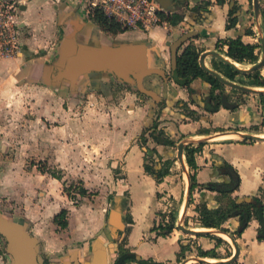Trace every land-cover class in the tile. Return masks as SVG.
Here are the masks:
<instances>
[{
	"label": "crops",
	"instance_id": "crops-1",
	"mask_svg": "<svg viewBox=\"0 0 264 264\" xmlns=\"http://www.w3.org/2000/svg\"><path fill=\"white\" fill-rule=\"evenodd\" d=\"M203 1L165 0L166 6L161 5L169 12L167 15H171L173 11H178L185 16V19L176 27L169 24L167 27L158 26L147 32L137 29L113 34L104 31L88 16L86 9L75 4L73 0H21L17 18L25 25V31H28V35L26 34L23 39L22 54L19 57L9 59L28 63L26 68L29 72L39 62L37 59H41L40 61L44 65L52 63L64 39H67L70 44L72 40L77 44L88 45H99L104 43L105 39L108 43L143 44L145 59L151 53L153 66L163 70L164 75L167 76L171 74V45L175 41L174 36L177 33L180 35L188 31H195L196 33L194 37L184 42L179 53L186 45L193 42L201 50V53L215 50L225 55L217 47V42L238 36H241L246 43H261L258 25L253 26L251 21L253 18L249 12L251 0H223L220 3L217 0H210L212 2L210 5L204 4ZM186 2L188 5L185 4ZM195 5H200V12L192 10ZM233 7L237 8L235 15L238 17V22L235 26L227 28L226 22L229 11ZM170 8H175V10H170ZM60 19L63 23L72 26L68 34L66 33L68 26L63 25ZM249 29L252 30V33H248ZM121 36L124 37L123 40L118 39ZM214 59L216 57L207 55L205 62L208 66L213 67ZM234 62L243 68L253 65L245 62ZM260 70L264 76V65ZM100 80L107 81L102 90H108V93L110 91L109 97L112 99L111 83L113 81L124 84L128 90L135 89L136 92L153 100L155 104H158L159 100L166 99L167 106L162 109L158 118L160 120L158 128H162L165 135L175 143L169 145L153 138L148 142L151 151H154L153 157L150 155V150L146 152V148L140 145V135L147 125V113L141 103L136 106L133 105L137 98V94L134 92H128L125 95L129 98L127 103L124 101L119 103L108 102L111 105V112H105V114L98 112L115 124L114 127L107 129L106 125L99 126V124L95 125L94 123L91 125L92 122L84 124L80 119V123L75 120L73 130H66L76 134L75 146L80 147H84V144L89 147V142L83 139V126L94 127L95 133L99 131L100 134L103 132L106 135L107 131L111 134L112 147L118 151L116 153L118 155L111 153L110 158L104 157L98 163H106L111 158H119L123 161L124 165L119 168L123 170L124 176L115 177V191L118 196L125 193L129 195L128 203H123L121 206L123 219L126 220L128 211L133 217V223L125 221V226H129L130 231L128 233L123 232L119 242L138 254L139 257L152 258L156 261L167 262V264H179L182 261H185L184 264H226L216 262L227 260L235 253L232 239L230 241L224 238L220 235L221 232L214 231V228L200 226L194 216L188 215H195V213L197 215V212L193 211V207L197 203L207 202L212 206L218 204L216 201L217 196L219 197L218 192L208 189L206 184L229 180L228 176L217 166L222 159L231 163L241 178L238 189L232 193L233 197L252 195L257 193L260 188H264V139L244 138L240 134L264 136V95L262 96L264 91L261 93L244 92L226 85L223 94L227 95L228 100L236 103L237 106L230 108L222 103L218 110L210 112L193 102L192 99H198V97L195 94L192 96L186 87L179 85L172 77L168 81H165L160 74L146 78V86L148 88L152 86V89L157 92L159 99H155L141 92L135 83H130L123 77L113 73L95 72V75H88L80 82V87H78L80 89L76 91V94L73 95L69 91L62 93L71 98H77L89 88L98 87ZM94 84L96 85L93 86ZM41 85L50 88L43 83ZM192 86L199 93H207L209 89V85L199 78L193 81ZM250 87L264 90V86ZM132 98L134 99L132 100ZM80 101L83 100L80 99ZM183 104L185 105L181 108ZM187 104L191 109L186 108ZM198 109L202 110L204 115L199 119L190 118V111L195 112L194 110ZM64 111L65 113L59 110L61 117H65L67 114L66 110ZM77 111L80 110L78 108L72 109L74 114ZM88 111V114L93 112L91 109ZM167 118H171L172 121H166ZM221 135L231 137L219 139ZM185 139L190 140V144L193 145H197L201 141L205 142L202 149L195 154L198 166L196 169L198 184L191 194L194 203L188 204L185 214V217L188 216L189 220L193 219L197 225L188 227L203 231L199 234L185 233L177 227V223L183 215L181 213L182 206L186 203L189 187L188 175L192 171L187 163L185 148L183 151L184 164L177 156L178 145ZM90 145L94 148L96 143L91 141ZM216 155L220 157V161L216 160ZM88 157L93 160L92 157L98 156L95 157L91 154ZM146 163L152 165L154 172L146 170ZM163 169H168V172L158 178L157 172ZM82 178L87 180L84 176ZM170 198L177 202V209H169ZM108 207L111 210L114 205L108 204ZM109 209L103 207L104 213L102 219L98 221L99 223L104 222L106 212ZM171 214L175 216V226L172 231L168 232L166 225L170 223ZM223 225L234 231L239 225V220L237 217H232L226 220ZM258 226V221L252 219L242 234L235 238L240 247L237 260L242 264H264V240L257 238ZM207 233L211 235H207ZM39 238L41 240V237ZM181 244L188 245L190 250H187L185 257L179 260L178 253ZM41 246L44 252L50 253L43 243ZM199 248L205 251L215 248L218 256H200L198 254ZM107 250L109 264H112L117 254V248L110 243L107 244ZM194 257H203L211 260L212 263L199 262ZM0 264H10L3 254L0 255Z\"/></svg>",
	"mask_w": 264,
	"mask_h": 264
},
{
	"label": "rangeland",
	"instance_id": "rangeland-1",
	"mask_svg": "<svg viewBox=\"0 0 264 264\" xmlns=\"http://www.w3.org/2000/svg\"><path fill=\"white\" fill-rule=\"evenodd\" d=\"M260 5L264 7V0H260ZM249 12L253 17L252 25L256 26L253 0ZM120 38L124 39L123 36ZM37 60L41 62V59ZM23 63L16 59L0 63V212L27 224L28 232L38 239L43 259L48 256L52 260H59L79 251L80 258L88 261L94 246L92 244L108 226V204L113 206L118 197L124 198L123 203H128V194L118 196L115 191V177L124 176L119 168L124 163L119 158L98 163L104 157L110 158L111 153L118 155V151L112 147L109 132L106 131V135L99 131L95 133L94 127L83 126V139L89 142V147L87 144L80 147L75 146L76 134L66 130H73L80 119L84 124L92 122L91 125H106L107 129L114 127L115 124L98 112H111L108 102L127 103L129 98L125 95L128 92L137 94L133 105L141 103L146 109L147 125L144 129L151 126L153 121H158L159 127L160 115L157 113L161 111L160 105L135 89L128 90L118 81L110 82L112 99L109 97L110 91L102 90L103 85L107 84L106 80H100L98 87H91L77 98H71L55 88L43 87L39 81L30 78L26 68L28 63ZM74 108L80 111L74 114ZM186 108L191 109L188 104ZM88 109L93 112L88 114ZM59 110L63 113L66 110L65 117L59 115ZM194 111L189 113L192 119L204 115L200 109ZM166 121L172 119L167 118ZM152 139L149 131L143 130L139 143L146 148V152L151 151L148 142ZM91 141L96 143L94 148L90 145ZM91 154L98 157L91 160L88 157ZM150 155L153 157L154 151ZM83 187L87 190L85 196L80 194ZM169 201V209H177V202L171 198ZM103 207L109 210L104 222L99 223L104 213ZM64 208L68 209V226L62 228L54 222V216ZM188 226L197 225L193 219H188ZM107 240L111 242L109 237ZM42 243L50 253L42 250ZM2 254L12 264L7 240L0 233Z\"/></svg>",
	"mask_w": 264,
	"mask_h": 264
},
{
	"label": "trees",
	"instance_id": "trees-1",
	"mask_svg": "<svg viewBox=\"0 0 264 264\" xmlns=\"http://www.w3.org/2000/svg\"><path fill=\"white\" fill-rule=\"evenodd\" d=\"M217 1L220 3L223 0ZM203 2L206 5H210L212 3L210 0H204ZM185 4L188 5V2H186ZM192 10L200 12L201 7L200 5H195ZM236 10L237 8L233 7L229 11V16L226 22L227 28L235 26L238 22V17L235 15ZM163 16H165L168 19V22L174 27L178 26L185 19V16L178 11H173L171 15L163 14ZM260 16L261 25L264 31L263 6L260 9ZM89 17L106 32L117 34L126 30L122 27L120 23L108 18L103 12L99 10H96L95 12H89ZM248 33H252V30L249 29ZM217 47L223 53H225L226 56L230 57L234 61L241 63L245 62L254 64L261 58L262 55L261 43H246L243 41L241 36L219 40L217 42ZM258 48L260 49L258 50ZM200 55L201 50L193 42H190L183 48L181 53L178 54L177 59L172 62L171 74L172 78L179 85L186 87L192 96L195 94V96L198 97V99L193 98V102L210 112H214L218 110L222 104L221 97L224 93L226 85L213 74L206 71L200 65ZM212 63L213 68L218 70L223 76L232 81H238L240 84H245L249 86H264V76L262 75L260 69L253 70L251 72H243L218 58L214 59ZM198 78L202 79L209 85L207 93H199L196 88L192 86L193 81ZM263 95L264 94H262V96ZM158 105H160L161 111L157 114L160 115L162 109L167 106V100H160ZM184 105L185 104L181 106ZM144 131H149L152 137L158 142L162 141L163 143L169 145L175 144L174 141H172L165 135V132L162 128L158 129V121H153V124L151 126H147ZM204 144L205 142L201 141L197 145L189 143L185 146L187 163L190 169L192 170L190 173L191 194L198 184L196 177V169L198 166L196 163L195 154L202 149ZM215 157L216 160H221L219 159L220 157L218 155H216ZM217 166L229 178L228 181H215L206 184V187L208 189L218 192L219 197L217 196L216 198L218 204H214L212 206L207 202L197 203L193 207V211L197 212V215L195 213V215L189 214L188 216H194L196 218V222H198L200 226L214 228L222 232L229 233L234 238H237L242 234V232L246 229L252 219H256L259 223L257 230V238L259 240H264V188H260L257 193L252 195L233 197L232 193L236 189H238L241 181L238 171L231 163L223 159L217 164ZM145 168L149 172H154V170L152 169V165H150L149 163L145 164ZM167 172L168 169L160 170L157 172V177L161 178ZM65 190L67 191V189ZM86 193L87 190L83 187L80 190V194L82 196H85ZM122 200L123 198L120 197H118L116 200L120 208L123 204ZM192 202V198H190V205L192 204ZM67 214L68 209H62L54 216V222L62 228L67 227ZM188 216H186L184 219V223L186 226H188ZM232 217H237L239 220V225L234 231H231L223 225L226 220ZM126 222L133 223V217L130 211H128L126 214ZM169 222L170 223L166 225V230L168 232L172 231L175 226V216L173 214L170 215ZM129 231L130 227L124 226V228L120 229L119 231V237H115L109 231H106L108 237L111 239L110 241L117 244V254L114 260L112 261V264H167V262L164 261H156L152 258L139 257L138 254L125 247L123 243H120L119 238L121 234H123V232L128 233ZM207 235L211 234L207 233ZM187 250H190V247L188 245H180V252L178 253L179 260L185 257V252ZM198 254L200 256H218V253L215 248L206 251L199 248ZM230 264L242 263L236 260Z\"/></svg>",
	"mask_w": 264,
	"mask_h": 264
},
{
	"label": "water",
	"instance_id": "water-1",
	"mask_svg": "<svg viewBox=\"0 0 264 264\" xmlns=\"http://www.w3.org/2000/svg\"><path fill=\"white\" fill-rule=\"evenodd\" d=\"M164 1L165 0H159L163 6H166ZM253 9L257 19L258 31L262 45V55L259 61L248 68H243L239 67L233 60L226 57L222 53L215 50H209L201 53L199 62L206 71L213 74L225 85L244 92L261 93L264 90H259L254 87L232 81L223 76L215 68L208 66L205 62V57L207 55H212L243 72H251L253 70L260 69L264 65V34L260 23V0H253ZM170 10H175V8H170ZM62 24L65 25L66 23L62 22ZM66 25L68 26L66 29V33L68 34L72 26L68 24ZM195 34V31H188L181 35L177 33L174 36L175 41L171 45V62H174L177 59L179 50L184 42L194 37ZM103 42L104 43L99 45H88L80 43L77 44L75 41L72 42L71 40L70 44L67 42V39H64L58 49V53L54 61L46 65L42 62H38L34 67H32L31 71H29V77L47 86L55 88L58 91H69L74 95L76 94V91L80 89L78 88L80 87V82L88 77V75L93 76L95 75V72L113 73L117 76L123 77L130 83H135L141 92L146 93L155 99H159L157 92L152 89L153 87L151 86L148 88L146 86V78L160 74L163 76L165 81H168L172 77V74L166 76L164 75L163 70L158 67H154L153 55L151 53L149 54V57L145 59L146 55L143 44L119 42L108 43L105 39ZM221 101L224 105L230 108H235L237 106L236 103L230 102L227 95L224 94H222ZM240 134L244 138L264 139V137L253 134ZM189 143L190 140L185 139L178 145L177 156L182 164H184L183 151L185 146ZM188 178L189 187L186 196L185 208L181 219L177 223V227L185 233L199 234L203 231L195 230L186 226L184 223L185 214L191 198L190 175H188ZM125 221L126 220L123 219V215L121 214V208L118 206V202L116 201L114 203V207L110 210V218L107 228L102 233L100 238L92 244V246H94L90 260L93 261V264H109L110 260L108 259L107 244L111 243L116 248L117 244L107 240L108 234L106 231H109L115 237H119L117 231L124 228ZM214 231L220 230L214 229ZM0 233L3 234L7 240V250L12 257V264H92L90 260H82L79 256V251L73 252L71 257L51 260L48 263L44 262L40 253L38 239L28 232L27 224L21 220L3 214L2 212H0ZM230 237L235 247V253L229 259L218 261L216 263L230 264L237 260L240 254V247L236 243L235 238L231 235ZM194 259L199 262L212 263L203 257H194ZM184 263L185 261H182L179 264Z\"/></svg>",
	"mask_w": 264,
	"mask_h": 264
},
{
	"label": "built area",
	"instance_id": "built-area-1",
	"mask_svg": "<svg viewBox=\"0 0 264 264\" xmlns=\"http://www.w3.org/2000/svg\"><path fill=\"white\" fill-rule=\"evenodd\" d=\"M89 12L99 10L126 30L149 31L168 26L169 12L158 0H73ZM21 0H0V62L19 57L23 51L25 25L18 20Z\"/></svg>",
	"mask_w": 264,
	"mask_h": 264
},
{
	"label": "bare ground",
	"instance_id": "bare-ground-1",
	"mask_svg": "<svg viewBox=\"0 0 264 264\" xmlns=\"http://www.w3.org/2000/svg\"><path fill=\"white\" fill-rule=\"evenodd\" d=\"M236 63V62H235ZM237 64V63H236ZM238 65V64H237ZM239 66V65H238ZM239 67H241V66H239ZM224 134V133H223ZM226 134V133H225ZM232 135V134H231ZM231 136H226V135H221L220 136V138L219 139H226V138H230ZM262 137H264V136H262ZM187 179V178H186ZM188 183V182H187ZM185 202V201H184ZM184 208H185V205L183 204V206H182V210H181V213L183 214V212H184ZM181 214V215H182ZM195 229V228H194ZM196 230V229H195ZM220 235H222L224 238H226V239H228V240H230L231 239V237H230V235H227V233H224V232H221L220 233ZM231 241V240H230ZM211 261V260H210Z\"/></svg>",
	"mask_w": 264,
	"mask_h": 264
},
{
	"label": "flooded vegetation",
	"instance_id": "flooded-vegetation-1",
	"mask_svg": "<svg viewBox=\"0 0 264 264\" xmlns=\"http://www.w3.org/2000/svg\"><path fill=\"white\" fill-rule=\"evenodd\" d=\"M222 98V97H221ZM159 103V102H158ZM158 105V104H157ZM182 107H184V106H181V108ZM158 129H160V128H158ZM149 134H150V132H149ZM150 136L152 137V135L150 134ZM153 138V137H152ZM228 235V234H227ZM44 262H46V263H48V262H50L52 259L51 258H49L48 256H44Z\"/></svg>",
	"mask_w": 264,
	"mask_h": 264
}]
</instances>
